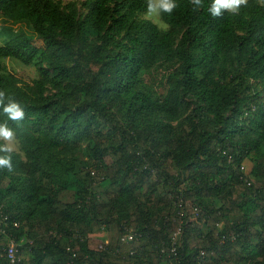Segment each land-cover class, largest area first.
Here are the masks:
<instances>
[{
    "label": "trees",
    "instance_id": "trees-1",
    "mask_svg": "<svg viewBox=\"0 0 264 264\" xmlns=\"http://www.w3.org/2000/svg\"><path fill=\"white\" fill-rule=\"evenodd\" d=\"M177 2L162 29L145 0H0V90L25 110L0 109L14 264H264V1L219 18Z\"/></svg>",
    "mask_w": 264,
    "mask_h": 264
},
{
    "label": "clouds",
    "instance_id": "clouds-1",
    "mask_svg": "<svg viewBox=\"0 0 264 264\" xmlns=\"http://www.w3.org/2000/svg\"><path fill=\"white\" fill-rule=\"evenodd\" d=\"M146 11L145 16L148 19L153 17H161L162 14L171 15L174 10L179 7L177 0H145ZM196 7L202 5V0H189ZM248 0H212L208 11L214 18L222 16L223 12L227 11L232 14H239L241 6H246ZM159 27L167 28V24L160 20ZM7 98V103L5 99ZM0 109L7 116L8 120L13 122H21L25 117L24 107L12 96L6 95V91L0 90ZM0 140L6 143L0 145V152L7 153L5 156H0V168H6L9 172L13 171L12 152L14 151L13 141L15 140V132L9 127L7 122L0 123Z\"/></svg>",
    "mask_w": 264,
    "mask_h": 264
},
{
    "label": "rangeland",
    "instance_id": "rangeland-1",
    "mask_svg": "<svg viewBox=\"0 0 264 264\" xmlns=\"http://www.w3.org/2000/svg\"><path fill=\"white\" fill-rule=\"evenodd\" d=\"M61 1H65V0H61ZM261 1H264V0H261ZM142 17L144 19L150 20L145 16V14ZM160 20H161L160 17L159 18L153 17L150 21L158 26ZM160 28H162V27H160ZM162 29H165V28H162ZM33 43L36 47L43 48V45H42L40 40L34 39ZM3 66L7 71L13 73L15 76H17L18 78H20L26 82H30L32 79L37 77V74H36L35 69L33 67L24 66L15 60H8L7 59L3 62ZM173 69H174V67L172 65L163 63V64L155 66L150 71L151 82L154 84V86H155V88L159 94H161V95L165 94V92L167 90V78H168L169 74L173 71ZM0 143H1V145H3L6 142L3 140H0ZM12 143H13L14 151H18L17 140L15 139ZM244 166H245V169L247 171H250L251 164L248 161L244 162ZM92 236L94 239H100V238L105 237L106 234H104V232L100 231V232L94 233Z\"/></svg>",
    "mask_w": 264,
    "mask_h": 264
},
{
    "label": "built area",
    "instance_id": "built-area-1",
    "mask_svg": "<svg viewBox=\"0 0 264 264\" xmlns=\"http://www.w3.org/2000/svg\"><path fill=\"white\" fill-rule=\"evenodd\" d=\"M241 170L243 172L245 171V166H241ZM11 221V218L9 217V215H7L6 213L4 214L2 212V210L0 209V246H2L3 251L6 254L7 260L9 262V264H14L16 259H17V255L19 253V246L20 243L22 242H16V240L9 234V230L11 228L17 229L19 227V223L16 221L12 222V227L8 228V224ZM180 230L177 231V233H175V235L179 234ZM133 239V235L131 233H129L128 235H125L123 240H125L126 242H130ZM175 246L173 245V248L171 249V252L173 253V255H176V251H175Z\"/></svg>",
    "mask_w": 264,
    "mask_h": 264
}]
</instances>
